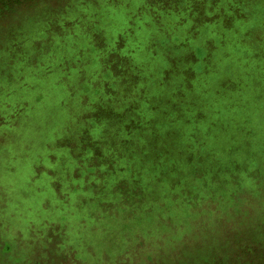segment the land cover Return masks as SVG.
Masks as SVG:
<instances>
[{
  "label": "rangeland",
  "instance_id": "obj_1",
  "mask_svg": "<svg viewBox=\"0 0 264 264\" xmlns=\"http://www.w3.org/2000/svg\"><path fill=\"white\" fill-rule=\"evenodd\" d=\"M0 264H264V0H0Z\"/></svg>",
  "mask_w": 264,
  "mask_h": 264
}]
</instances>
